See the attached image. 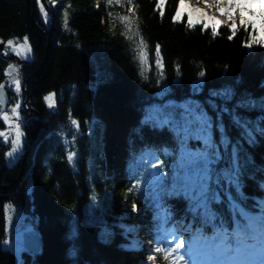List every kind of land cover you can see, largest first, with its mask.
<instances>
[{
  "label": "trees",
  "instance_id": "16d2710c",
  "mask_svg": "<svg viewBox=\"0 0 264 264\" xmlns=\"http://www.w3.org/2000/svg\"><path fill=\"white\" fill-rule=\"evenodd\" d=\"M99 1L0 0V43L12 40L15 48L29 49L20 91H11L22 134L16 152L11 144L16 128L0 115V134L6 133L0 135V264H151L140 236L163 244L171 230L190 240L199 232L212 237L223 227L234 231V219L243 222L227 203L213 206L215 222L197 214L176 179L179 169L172 167L180 163V139L160 118L166 108L188 101L203 103L215 118L205 103L212 91L233 89L229 107L244 95L264 98V45L248 46L259 32L238 20L235 32L219 23L214 34L205 19L209 27H189L186 7L176 19L180 0ZM125 16L128 21H122ZM192 19L199 18L192 14ZM141 40L145 64L139 58ZM93 42L104 46L110 74L98 82L87 46ZM10 48L0 49V84L8 85L3 82L12 76ZM239 111L249 121L264 115L258 106ZM223 120L241 160L252 165L241 172L239 205L264 214V137L252 146L242 128L227 115ZM187 145L191 151L203 148L195 138ZM156 171L168 178L164 189L158 190L151 176ZM86 213L92 221L104 220L108 235L100 236L101 222H84ZM29 228L40 232L43 246L39 253L25 248L17 253L16 233Z\"/></svg>",
  "mask_w": 264,
  "mask_h": 264
},
{
  "label": "snow or ice",
  "instance_id": "6c2138e0",
  "mask_svg": "<svg viewBox=\"0 0 264 264\" xmlns=\"http://www.w3.org/2000/svg\"><path fill=\"white\" fill-rule=\"evenodd\" d=\"M215 6L225 11L228 19H232L233 10H238L241 25H251L254 32H259V36L253 35L251 37V43L248 46L251 47L252 44L264 45V22L257 29L255 20L245 19L244 12L249 10L245 5L233 3L232 0H228L226 4H221L218 0ZM184 7L183 0H181V11L176 13L177 20L181 18ZM40 10L45 16L47 15L43 6H41ZM194 11L200 12L201 10L197 8ZM188 15L189 27H193L195 23H202L205 28L209 27V24L204 22L203 17L193 21L192 12H189ZM259 15L264 21V12L259 13ZM122 21H128V17H122ZM219 23V21L211 23L214 34H216ZM126 27L131 31L130 24L126 25ZM231 29L233 32L236 31L235 21H233ZM128 39H132V36H129ZM7 44L9 47L14 48L18 54H20V49L29 50L25 49V45H19V48H15L12 40H9ZM138 47L141 64H145L146 53L142 40ZM156 55V64L159 68L158 45ZM198 87V84L194 85V91L198 90ZM14 88L16 92L20 91L18 79L14 81ZM234 96L235 92L231 88L224 89L222 92L212 91L210 93L209 99L205 103L216 112L215 118L209 114L203 103L192 101L185 102L182 105H172L171 110L166 108L160 118V123L170 124L175 129L178 139H180V163L172 167L179 169L176 179L181 181L184 192L194 201L193 206L197 208V214L202 213L207 222H215L217 212L213 206L227 203L233 212L238 213L239 217H243V222L240 219H234L236 225L234 231L229 232L227 229H222L212 237H204L195 241L194 247L190 254L187 255V258L185 254H180L177 257L180 264H264V214L252 215L239 205V201L244 198L241 172L245 167L252 166L251 161L246 157L243 161L241 160L242 153L238 154L237 152L240 146L228 137L227 128L223 120L224 116L227 115L234 126L243 129V135L247 137L246 143L255 146L259 142L258 137H264V115L249 121L241 115L239 110H253L254 106H258L261 112L264 113V98H250L244 95L239 103L229 107L227 101ZM218 98L221 99L220 103L216 102ZM45 99L51 104L54 97L49 95ZM18 109L19 105H16L11 110L17 115V118ZM3 119L8 121L9 117L5 114ZM72 123L76 124L75 121ZM11 126L10 124L9 127ZM15 128V137L11 141L13 152L20 148L22 135L19 131V124H16ZM217 132L220 133L219 140L214 139V134ZM191 138L202 141L203 148L191 151L187 145V140ZM234 144L235 147L233 146ZM164 151H167V149H164ZM8 155L11 156L12 153ZM74 155V153L69 154L68 159L70 162L73 160ZM151 176L158 190L165 188V181L168 178L162 172H153ZM136 187L138 188L139 185H136ZM159 207L162 208L163 204H160ZM27 232H31V229H26L25 232L18 230L16 233L15 251L17 253L24 250L27 243L25 239ZM104 235H108L106 230ZM183 245L184 241L180 240L175 249L158 246L155 251L165 253L166 256L169 252L175 255ZM72 251L74 254L75 249ZM172 264H177V261L173 260Z\"/></svg>",
  "mask_w": 264,
  "mask_h": 264
},
{
  "label": "rangeland",
  "instance_id": "374dc122",
  "mask_svg": "<svg viewBox=\"0 0 264 264\" xmlns=\"http://www.w3.org/2000/svg\"><path fill=\"white\" fill-rule=\"evenodd\" d=\"M103 0H100L99 3L102 4ZM181 2V0H180ZM218 0H183V4L188 9L189 12H192L194 17H198L199 19L203 17V19L207 20L208 22H214L219 21L220 23L224 25L231 26L233 24V21H235V24L237 25V20L240 21L239 11L233 10L232 12V19H228V15L225 11H222L221 9L217 8L215 5L217 4ZM233 3H240L245 5L249 10L244 12L245 19H253L256 21V25L259 29L260 24L264 21H262L259 13L264 12V0H232ZM219 3L226 4L228 3V0H219ZM200 9V12H195L194 9ZM87 46H89L88 51L90 52L91 56L95 60L96 66H97V73L98 77L96 82L99 80H105L106 78H110L109 69H108V62L106 60V51L103 48L104 46L100 42H93L89 43ZM28 49V48H27ZM29 53L28 51H25L24 49L20 51V54L17 53V51L14 50L13 53H11V56L13 55L14 61L16 63H12L11 65L14 67H18L21 69L23 67V60L24 56H27ZM17 73V72H16ZM15 90V88H14ZM16 92V91H15ZM19 93V92H17ZM14 107L11 105L9 109L5 112L0 113V115L3 117V115H7L9 117V120L7 121L9 125H16L20 122L19 117L17 118V115L13 113L11 110ZM13 126V127H14ZM6 134V133H4ZM90 135L93 141V144L96 142V129L92 128L90 131ZM96 194L100 197H96L95 199L98 201V203L102 202V193L99 190H95ZM95 194V193H94ZM133 210L136 212V207H133ZM89 215H95L93 211L89 213ZM88 213H86L85 217L83 218L84 222L87 223H97L101 222V228L99 230L100 236H105V230L107 233H109L110 228L106 224V222L100 219V217H94L95 221L90 220V216ZM259 215V214H258ZM135 231L140 232V227L138 224L134 225ZM224 229V228H223ZM197 237H195L193 240L189 241L187 245L184 243L183 247L179 249V251L172 255L171 252H169L166 256L165 253L156 252L155 249L159 246L161 248H169V249H175L176 245L181 239V237H172L164 244H156L154 242L149 241L146 236H140L139 240L143 244L144 248L148 251L146 259L147 261L151 262V264H172L173 260L177 261V264H180V262L177 260V257L180 254H185L186 258L187 255L190 254L191 250L194 247L195 241L198 239L204 238V234H197ZM16 243V236L14 239ZM184 241V240H183ZM154 257V259H153Z\"/></svg>",
  "mask_w": 264,
  "mask_h": 264
},
{
  "label": "water",
  "instance_id": "95a60500",
  "mask_svg": "<svg viewBox=\"0 0 264 264\" xmlns=\"http://www.w3.org/2000/svg\"><path fill=\"white\" fill-rule=\"evenodd\" d=\"M6 48H8V45L5 43H0V49L1 50H5ZM14 52V48H10V53ZM13 57L10 58V60H12ZM15 69L14 66L9 65L8 67V72L9 74H12L11 77H9L8 81L10 82V84H0V110L1 112H5L8 110L9 106L12 104V96H11V91L13 90V85L11 83H13L16 78L18 77L17 73H14L13 70ZM10 85H12L10 87ZM45 124V123H43ZM25 232V231H24ZM25 239L27 241V243L25 244V249L28 251H33L36 253H39L42 246H43V238L40 234V232L37 229H31V232H27Z\"/></svg>",
  "mask_w": 264,
  "mask_h": 264
},
{
  "label": "flooded vegetation",
  "instance_id": "af4514ba",
  "mask_svg": "<svg viewBox=\"0 0 264 264\" xmlns=\"http://www.w3.org/2000/svg\"><path fill=\"white\" fill-rule=\"evenodd\" d=\"M10 56H9V61H10V64H14V63H16V61H14V58L12 59V60H10V58L11 57H13V55L11 56V54H9ZM8 56V55H7ZM22 71H23V68L21 67V69H19L18 67H15V69L13 70V72L14 73H16L17 72V74H18V77L16 78V80L18 79L19 80V82H20V85H21V83H22V79H21V73H22ZM8 83V84H10V82L6 79L3 83ZM13 86H14V82L13 83H11ZM13 89H14V87H13Z\"/></svg>",
  "mask_w": 264,
  "mask_h": 264
}]
</instances>
